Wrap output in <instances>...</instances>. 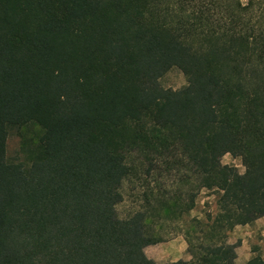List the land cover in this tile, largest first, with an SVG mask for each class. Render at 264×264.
Segmentation results:
<instances>
[{"label":"trees","instance_id":"obj_1","mask_svg":"<svg viewBox=\"0 0 264 264\" xmlns=\"http://www.w3.org/2000/svg\"><path fill=\"white\" fill-rule=\"evenodd\" d=\"M202 189L217 211L191 217ZM263 216L264 0H0V264H159V220L191 254L165 264H238L230 233Z\"/></svg>","mask_w":264,"mask_h":264},{"label":"rangeland","instance_id":"obj_2","mask_svg":"<svg viewBox=\"0 0 264 264\" xmlns=\"http://www.w3.org/2000/svg\"><path fill=\"white\" fill-rule=\"evenodd\" d=\"M162 84L166 88L179 89L187 84V77L177 67L169 70L161 79ZM20 136L13 131L8 139V156L14 158L20 149ZM225 164L235 165L240 172H244L245 167L242 165L240 158H235L231 154H226L223 158ZM163 176L158 177V183L166 184L175 179V171H167L162 169ZM153 176L151 179L153 181ZM145 178L142 175L134 176L127 179L123 185L124 200L118 205V212L122 218L130 216L134 211L143 209L146 205L143 191L148 187ZM194 181V180H193ZM152 183V182H151ZM194 183V182H192ZM154 184H150L153 186ZM168 186V184H167ZM169 187V186H168ZM190 186L188 185L187 188ZM169 190V188H167ZM217 211V195L207 189H202L196 199V206L192 209L190 216L205 218L207 213H216ZM187 218V217H186ZM151 223L153 235L164 239L162 242L151 244L146 247V252L149 257L155 259L159 264L170 263L180 256L191 258V254L187 251V243L183 234H172L174 225L166 223L165 221ZM183 223V222H181ZM264 228H260L258 224L255 225H239L230 233V240L235 242L240 239L248 241L245 248L240 250L238 254L237 263L243 264L247 258L255 255L252 252L256 248L258 252L264 257ZM174 235V236H173ZM176 250V252H172ZM184 259V258H183Z\"/></svg>","mask_w":264,"mask_h":264},{"label":"crops","instance_id":"obj_3","mask_svg":"<svg viewBox=\"0 0 264 264\" xmlns=\"http://www.w3.org/2000/svg\"><path fill=\"white\" fill-rule=\"evenodd\" d=\"M255 224H258L259 226H260V228H264V216L263 217H261V218H259V219H257L256 221H255V223L254 224H252V225H255ZM249 224H247V226H248ZM263 232H264V229H263ZM241 240V245L237 248V252H238V254L240 253V250L241 249H243V248H245V246H246V244L248 243V241H246L245 240V238L243 239H240ZM231 241V240H230ZM231 242H233V241H231ZM172 252L174 253V252H176V250H172ZM252 252H253V249H252ZM254 253V252H253ZM181 258H184V259H186V260H189L190 258L189 257H184L183 255L182 256H180V257H178L176 260H178V259H181ZM238 259V258H237ZM249 260V258H247L246 259V261H248ZM175 261V260H174ZM245 263V262H244Z\"/></svg>","mask_w":264,"mask_h":264}]
</instances>
